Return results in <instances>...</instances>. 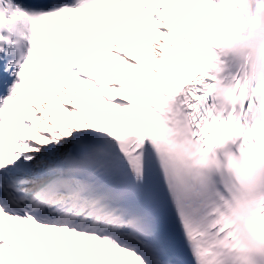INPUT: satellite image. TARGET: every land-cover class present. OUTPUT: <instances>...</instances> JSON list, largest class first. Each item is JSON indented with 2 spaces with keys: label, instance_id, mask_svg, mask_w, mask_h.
<instances>
[{
  "label": "snow or ice",
  "instance_id": "obj_1",
  "mask_svg": "<svg viewBox=\"0 0 264 264\" xmlns=\"http://www.w3.org/2000/svg\"><path fill=\"white\" fill-rule=\"evenodd\" d=\"M0 264H264V0H0Z\"/></svg>",
  "mask_w": 264,
  "mask_h": 264
},
{
  "label": "bare ground",
  "instance_id": "obj_2",
  "mask_svg": "<svg viewBox=\"0 0 264 264\" xmlns=\"http://www.w3.org/2000/svg\"><path fill=\"white\" fill-rule=\"evenodd\" d=\"M69 107V109L71 110V106H68Z\"/></svg>",
  "mask_w": 264,
  "mask_h": 264
}]
</instances>
